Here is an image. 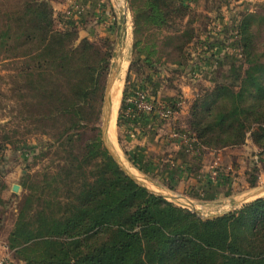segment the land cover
Listing matches in <instances>:
<instances>
[{"label":"trees","instance_id":"1","mask_svg":"<svg viewBox=\"0 0 264 264\" xmlns=\"http://www.w3.org/2000/svg\"><path fill=\"white\" fill-rule=\"evenodd\" d=\"M129 2L137 61L154 67L153 59L160 61L167 52L187 67L188 47L197 42L212 48L208 35L202 38L195 28L201 18L209 19L208 26L214 21L206 15L210 6L199 12L185 0ZM255 7L232 24L225 22V35L216 37L222 49L234 37L240 50L230 71L234 82L200 90L187 122L188 134L203 148L240 147L251 137L262 149L264 165V3ZM63 15H57L52 0H0V61H13L11 90L22 106L15 116L33 126L28 134L40 130L51 138L35 159L53 155L41 171L23 177L27 192L6 238L11 261L264 264V198L203 220L150 193L116 163L97 125L114 43L109 37L77 42L80 23L57 27ZM128 95L126 88L119 125L139 122L123 115L136 109L134 102L126 104ZM178 102L171 112H179ZM90 121L92 136L86 137L83 124ZM10 142L0 130L3 158ZM24 145L17 141L16 149ZM259 172L256 167L251 174V188L258 185ZM0 206H5L1 199Z\"/></svg>","mask_w":264,"mask_h":264},{"label":"rangeland","instance_id":"2","mask_svg":"<svg viewBox=\"0 0 264 264\" xmlns=\"http://www.w3.org/2000/svg\"><path fill=\"white\" fill-rule=\"evenodd\" d=\"M75 1L52 0L58 16L63 15L66 9H70ZM78 1L82 11L75 14L77 19L69 20L80 23V36L77 42L86 37L92 40L109 37L114 43L111 69L120 56H123V60L119 62L121 69L122 65L127 63L117 113L116 132L113 136L109 131V135L114 139L112 141L117 152L125 155L146 179L137 174L139 178L148 185L153 184L158 189L192 200L204 217L229 213L233 203L242 195L263 188L264 165L258 155L263 152L251 137H248L240 147L209 149L201 147L195 137L188 134V112L198 92L213 87L215 83L234 82V77L230 75L231 66L233 58L240 53L235 47V38L225 41L229 44L228 48L224 49H220L221 46L215 48L218 44L213 45L212 48H206L197 42L192 44L186 51L190 57L187 67H179L174 59L176 55L167 52L161 56L160 61H156L155 57L152 67L146 61H137L132 11L130 7L126 19L124 0ZM247 1L202 0L200 4H194L191 7L197 11L202 5L203 8L210 6L212 11L206 15L210 14L211 20H214L208 26L209 19L201 18L195 24V28L201 32L202 38L208 35L210 42H217L215 39L218 35L220 37L225 35L222 28L224 20L230 25L234 19L240 17L244 9L252 10L257 4L264 3L260 1L253 5V3L248 4ZM202 9L199 12H202ZM65 21L61 26L60 21L57 27L63 28L70 24ZM209 27L213 29L211 33L207 30ZM219 31L221 33L218 34ZM18 65L20 66L21 63ZM13 67V61H0V130H5L12 141L4 149V158L0 156V199L5 204L0 206V239L2 240L6 239L11 231L17 218L20 201L27 192L23 186V177L28 173L41 171L53 158L50 154L44 159L38 157L35 159L40 152L47 150V146L52 143L51 138L40 130H33L28 134L27 131L33 126L24 121L20 122L15 116L22 106L21 102L15 101L11 90L10 75ZM126 88L129 92L126 104L135 103L134 93L138 94L143 90V94L156 108L148 113L139 111L138 108L130 109L123 115L139 122L119 125ZM176 100L179 101L177 103L179 112L174 110L170 118L164 116V112L171 109V105ZM103 103L104 97L100 121L97 124L100 135ZM141 115L145 118L140 119ZM83 125L86 137L92 136V121ZM17 141H26L24 148L16 149ZM25 146H33V148L28 149ZM125 164L129 168L132 167L126 160ZM256 167L260 170L258 185L251 188L249 181ZM15 184L19 185L17 192L13 191ZM176 203L182 206L190 204L177 200ZM240 207L242 206L235 210ZM8 255L11 259L10 251ZM11 263L24 264L18 260Z\"/></svg>","mask_w":264,"mask_h":264},{"label":"water","instance_id":"3","mask_svg":"<svg viewBox=\"0 0 264 264\" xmlns=\"http://www.w3.org/2000/svg\"><path fill=\"white\" fill-rule=\"evenodd\" d=\"M129 10H130V2L129 0H124V14L126 19L129 16ZM123 60V56H120V58L117 59L115 66L111 69L110 75L108 77L106 88L104 92V103H103V111H102V124H101V136H102V142L104 147L107 149L109 154L112 156V158L116 161V163L121 167V169L138 185L148 190L150 193H153L159 197H162L176 205H179L176 203L177 199H182L183 201H186L187 204L190 203L188 206H182L181 207L187 208L194 212L198 217H200L203 220L208 219H214L222 215H215L210 217H204L203 213L197 209V206L192 200H189L183 196L180 195H174L169 192H167L164 189H158L155 185L151 184L148 185L144 181H142L137 174H140L138 170L132 165L130 160L123 155L121 152H117L115 145L113 144V141L109 135V128L112 123L113 118V108L115 105V91L114 86L118 80L120 71H121V65L119 62ZM26 148H33V146H25ZM125 160L131 164V168H129L125 164ZM136 172V173H135ZM141 175V174H140ZM143 178H145L143 175H141ZM146 179V178H145ZM1 181V177H0ZM149 181V180H148ZM19 189V185L15 184L13 185V191L17 192ZM264 198V187L260 189H256L253 191H250L249 193H246L242 195L239 199H237L232 206V209L229 212H232L235 210V208L239 206H243L245 204L251 203L257 199ZM224 215V214H223Z\"/></svg>","mask_w":264,"mask_h":264},{"label":"built area","instance_id":"4","mask_svg":"<svg viewBox=\"0 0 264 264\" xmlns=\"http://www.w3.org/2000/svg\"><path fill=\"white\" fill-rule=\"evenodd\" d=\"M80 11H82V7L79 4V1L76 0L75 3L71 5L70 9L65 10L64 15H63V21L66 20L65 22H67L71 20L72 18L77 19L78 17L75 14L79 13ZM62 24L63 23L60 22V26ZM135 104H136V108H138L139 111H144L146 113L151 112L155 108L153 104L149 102L147 96L143 94L142 91H140L137 94V99L135 100ZM171 113H172L171 110L167 109L164 112V116L169 117ZM0 264H12L10 256L7 255L4 258L0 259Z\"/></svg>","mask_w":264,"mask_h":264},{"label":"bare ground","instance_id":"5","mask_svg":"<svg viewBox=\"0 0 264 264\" xmlns=\"http://www.w3.org/2000/svg\"><path fill=\"white\" fill-rule=\"evenodd\" d=\"M127 67V63L125 62L124 66L122 65L121 72L119 74L118 80L114 86V91H115V105L113 108V118H112V123L110 125L109 131L113 136L115 135L116 132V120H117V113H118V108H119V102H120V97L122 94V89H123V78L125 75V71ZM114 140V139H112ZM177 201H183L182 199H177ZM187 203L186 201H183ZM189 204V203H188Z\"/></svg>","mask_w":264,"mask_h":264},{"label":"crops","instance_id":"6","mask_svg":"<svg viewBox=\"0 0 264 264\" xmlns=\"http://www.w3.org/2000/svg\"><path fill=\"white\" fill-rule=\"evenodd\" d=\"M186 2H187V4H189L190 6H193L194 4L195 5H198V4H200V2L202 1V0H185ZM240 1H242V0H240ZM260 1H264V0H248L247 2H248V4H250V3H253V5L255 4V3H257V2H260ZM66 2H67V0H66ZM66 2H65V4H66ZM204 7V5H202V7L199 9V11L202 9ZM57 10V9H56ZM203 11H204V8L202 9ZM247 10H250V9H244V11H247ZM235 20V19H234ZM233 20V21H234ZM233 21L231 22V24L233 23ZM223 22V21H222ZM226 21L224 20V23H225ZM222 26V25H221ZM223 28V27H222ZM221 31H222V29H221ZM92 33V32H91ZM219 33H221L220 31L218 32V34ZM104 34H106V33H104ZM106 35H108L109 36V34H106ZM218 39L216 38L215 39V41H217ZM213 43H214V41H213ZM216 44H218V45H216ZM228 42H226V47L224 46V48H228ZM213 45H216V47L215 48H217V47H220V44L218 43V42H215ZM213 47V46H212ZM223 48V49H224ZM222 49V48H221ZM9 254V249H8V247H7V244H6V239H0V259H2V258H4L5 256H7Z\"/></svg>","mask_w":264,"mask_h":264}]
</instances>
